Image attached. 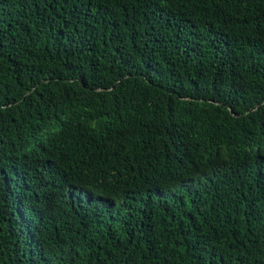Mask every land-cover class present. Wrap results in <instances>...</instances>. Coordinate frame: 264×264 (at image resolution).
<instances>
[{
	"label": "trees",
	"instance_id": "trees-1",
	"mask_svg": "<svg viewBox=\"0 0 264 264\" xmlns=\"http://www.w3.org/2000/svg\"><path fill=\"white\" fill-rule=\"evenodd\" d=\"M0 264H264V0H0Z\"/></svg>",
	"mask_w": 264,
	"mask_h": 264
}]
</instances>
